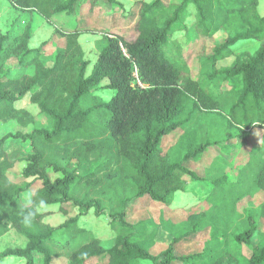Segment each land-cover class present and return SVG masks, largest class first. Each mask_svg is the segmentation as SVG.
<instances>
[{
  "label": "trees",
  "instance_id": "16d2710c",
  "mask_svg": "<svg viewBox=\"0 0 264 264\" xmlns=\"http://www.w3.org/2000/svg\"><path fill=\"white\" fill-rule=\"evenodd\" d=\"M12 1L21 13L18 21L24 18L25 23L15 33L0 29V122L34 123L28 109L16 107V102L29 95L41 114L49 116L50 126L0 138V238L12 226L27 241L24 248L2 251L0 260L16 256L37 264L34 255H38L43 264H52L51 243L57 233L64 240L59 242L73 247L69 264H88L97 257L105 258L106 264L193 263L207 256L212 238L201 251L186 255H178L176 245L189 236L209 237L211 200L203 201V208L201 202L188 209L189 230L158 255L140 243L145 220L132 223L128 214L135 202L146 198L169 208L175 193L184 188V174L199 178L185 166L211 145L209 139L201 141L199 127L187 129L168 150L162 145L166 136L186 128L198 112L219 115L215 132L223 131L242 142L253 125L264 129L260 0H134L133 29L125 33L111 23L112 27L104 26L107 33L96 42L98 56L90 74L80 36L93 31L81 28L77 17L74 30L61 31L66 45L56 51L52 66L45 59L47 42L31 47V38L41 19L63 12L81 16L87 11L95 17L92 13L101 15L106 9L120 14L125 9L120 0ZM190 7L195 18L188 24ZM180 29L191 46L186 52L181 48L170 53L169 43ZM251 40L260 43L255 51L235 54L238 43ZM232 56L231 63H224ZM30 68L34 69L31 74ZM110 88L116 93L109 101L95 96L97 90ZM229 96L233 100L225 101ZM13 139L29 147L22 156L27 162L22 177L32 178L29 182L9 178L16 163L8 150ZM51 170L59 174L55 179ZM258 177L264 187V165ZM35 183H39L37 189ZM26 193H31V205ZM40 200L47 207L31 226L24 225L23 214ZM55 204L65 215L73 207L83 213L94 209L97 216L107 215L122 231L105 248L99 237L85 239L87 231L79 224V216L60 227L44 222ZM242 259L247 264H264V238L258 237L253 222L210 264H242Z\"/></svg>",
  "mask_w": 264,
  "mask_h": 264
},
{
  "label": "rangeland",
  "instance_id": "374dc122",
  "mask_svg": "<svg viewBox=\"0 0 264 264\" xmlns=\"http://www.w3.org/2000/svg\"><path fill=\"white\" fill-rule=\"evenodd\" d=\"M120 1L125 5L124 12L120 14H114L112 9H106L105 13L101 15L92 13L95 17L90 16L87 11L85 15L81 16L76 13L63 12L51 19H41L29 44L31 47H35L47 42L45 59L47 65L52 66L56 51L66 45V38L61 31L74 30L76 26L74 17H77V21L79 20L82 24L81 28L93 31L83 33L80 38V43L86 50V58L90 60V64H93L98 56L96 42L106 32L104 26L110 25L112 27V24L116 26L115 28L118 31L125 33L131 31L134 27L132 8L134 0ZM260 2L259 11L264 16V0ZM187 13L185 21L190 24L194 21L195 10L190 7ZM20 15L21 13L12 0H0V29L4 33H15L17 30L22 29L21 27L24 26L25 21L24 18L18 21ZM98 16L99 18L102 16L101 21H96ZM259 45L260 43L254 40L238 43L234 52L235 54L243 51L253 52ZM190 46L191 42L183 29L177 30L169 43V47L172 48L170 53L174 54L181 48L186 52ZM234 59L235 56H232L224 63L229 64ZM28 72L33 73L34 69L30 68ZM90 72L91 67L89 65L87 74H90ZM115 93V89H99L95 96L98 95V97L109 101ZM93 97L94 94L91 98ZM230 100H233L232 96L225 98V101L229 102ZM26 101L27 103L24 106L35 117V122L26 126L19 125L16 120L0 122V138L10 132L20 131L26 133L31 132L35 127L50 126L49 116L41 114L39 107L34 103H30L28 98ZM17 105L21 106L23 104L19 102ZM219 121H221L219 115H206L198 112L186 128L165 137L162 145L168 150L177 143L187 129L199 127L202 136L201 141L207 139L211 141V145L207 147L203 154L190 158L185 163V166L194 171L199 178H194L188 173L184 174V188L175 193L169 208H164L151 198H146L135 202L128 214V220L132 223L145 220V224L141 226L140 243L149 248L151 253L158 255L168 248L175 237L181 236L189 230L190 224L185 221L188 216V209L199 205L201 202L203 203L205 200L212 201L213 205L207 220V223L211 224L212 227L209 237L206 234L189 236L176 245L177 254L186 255L201 251L205 246V242L212 238L208 255L193 263L176 262L175 264H210L217 255L228 249L235 235L246 230L251 222L256 224L258 228V237L264 238V187L258 184V174L264 165V129L253 125L246 130V139L242 142V139L223 131L220 133L215 132ZM209 129H211L210 134L208 133ZM28 149V146L22 145L14 139L8 143V150L13 154L12 158L16 159L14 167L9 170L11 180L29 182L32 179H23L22 177V171L27 165V162L22 160V156ZM58 175L53 170L50 171L52 179H55ZM37 187H39V183L34 184V188L37 189ZM203 206L204 203L200 208H203ZM49 209L52 212L44 216V222L53 227H60L69 218L79 216V224L87 231L85 239L99 237L105 248H110L114 244L117 234L122 231L117 223L113 222L107 215L97 216L94 209L83 213L78 207H73L69 215L60 212L58 204L52 205ZM61 239L63 242V238L57 233L51 243L55 255V261L52 264H69L73 247H70L68 243L62 244L59 242ZM26 244V239L10 226L8 232L0 238V253L8 248H24ZM246 251L249 253L248 250ZM34 257L37 264H43V258L38 255H34ZM106 263L107 260L103 257H97L88 262V264ZM0 264H27V262L23 258L9 256L1 259ZM139 264L154 263L151 260H142ZM242 264H247L245 259H242Z\"/></svg>",
  "mask_w": 264,
  "mask_h": 264
},
{
  "label": "clouds",
  "instance_id": "9594fccd",
  "mask_svg": "<svg viewBox=\"0 0 264 264\" xmlns=\"http://www.w3.org/2000/svg\"><path fill=\"white\" fill-rule=\"evenodd\" d=\"M25 199L29 205L32 204L31 193H26ZM46 207H47L46 202L44 200H40L38 204L35 205L34 208L30 207L29 210L23 214L22 223L26 226H31L34 222L36 215L41 211H43Z\"/></svg>",
  "mask_w": 264,
  "mask_h": 264
},
{
  "label": "crops",
  "instance_id": "0c3cea01",
  "mask_svg": "<svg viewBox=\"0 0 264 264\" xmlns=\"http://www.w3.org/2000/svg\"><path fill=\"white\" fill-rule=\"evenodd\" d=\"M151 1H152V0H151ZM260 1H261V0H260ZM260 3H261V2H260ZM259 6H260V5H259ZM106 30H107V28H106ZM81 37H82V35L80 36V38H81ZM35 47H38V46H35ZM85 52H86V50H85ZM95 61H96V60H95ZM95 61H94V63H95ZM94 63H93V64H90L91 70H92V68H93ZM48 66H49V64H48ZM30 74H31V73H30ZM27 98L29 99L30 103H32L31 100H30V97H29V95H28V96H26L23 100L16 102V107H18V108H26V107L24 106V104L27 103V101H26ZM19 102H22L23 105L18 106L17 103H19Z\"/></svg>",
  "mask_w": 264,
  "mask_h": 264
}]
</instances>
